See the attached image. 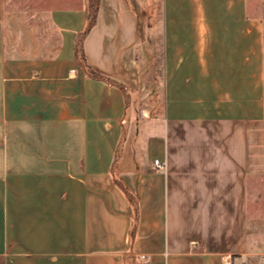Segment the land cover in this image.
<instances>
[{"label":"crops","instance_id":"1","mask_svg":"<svg viewBox=\"0 0 264 264\" xmlns=\"http://www.w3.org/2000/svg\"><path fill=\"white\" fill-rule=\"evenodd\" d=\"M89 1L21 57L0 0V264H264L262 19Z\"/></svg>","mask_w":264,"mask_h":264},{"label":"rangeland","instance_id":"2","mask_svg":"<svg viewBox=\"0 0 264 264\" xmlns=\"http://www.w3.org/2000/svg\"><path fill=\"white\" fill-rule=\"evenodd\" d=\"M74 1L80 0H5L4 16L6 17V29L8 30V35L5 39L8 40L9 44H13V46L18 48L17 53L21 57L26 55L30 56L31 52L29 53L26 51L28 47L34 50L35 54L39 57L46 56L44 48H48L52 41L53 44L56 45L54 41L55 33L52 21H50V15L55 9L68 6L69 3ZM141 3L147 11L150 9L147 0H135L132 3V7H134L136 12V22L143 25L145 19L143 15L139 13V6ZM155 3H158V0H155L153 5H155ZM248 5L251 12L262 19L264 24V0H248ZM98 6L99 0L89 1L88 16H90V20L88 22H90V25L95 18ZM157 12H159L158 8ZM157 28L159 30L160 23ZM10 29L13 31L11 32ZM151 39H153L154 46L156 47L155 55L159 59L161 56V37L156 36L154 38L151 37ZM143 44L149 46L148 42ZM143 44L140 51L142 63L144 64L145 54ZM47 55L49 56L48 53ZM258 186L259 193H253V198L259 196L258 207L260 212L264 213V179L258 181Z\"/></svg>","mask_w":264,"mask_h":264},{"label":"built area","instance_id":"3","mask_svg":"<svg viewBox=\"0 0 264 264\" xmlns=\"http://www.w3.org/2000/svg\"><path fill=\"white\" fill-rule=\"evenodd\" d=\"M154 164H155V166H157V167H162V166H163L158 160H156V161L154 162ZM230 264H231V263H230Z\"/></svg>","mask_w":264,"mask_h":264},{"label":"bare ground","instance_id":"4","mask_svg":"<svg viewBox=\"0 0 264 264\" xmlns=\"http://www.w3.org/2000/svg\"><path fill=\"white\" fill-rule=\"evenodd\" d=\"M144 114H145V116H147L146 113H144Z\"/></svg>","mask_w":264,"mask_h":264}]
</instances>
